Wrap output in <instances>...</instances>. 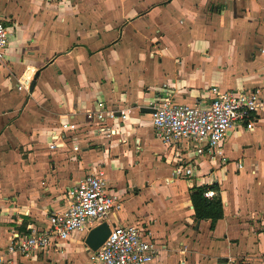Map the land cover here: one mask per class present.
Returning <instances> with one entry per match:
<instances>
[{
    "label": "crops",
    "instance_id": "crops-1",
    "mask_svg": "<svg viewBox=\"0 0 264 264\" xmlns=\"http://www.w3.org/2000/svg\"><path fill=\"white\" fill-rule=\"evenodd\" d=\"M0 21L12 28L0 61V264H89L79 233L29 257L5 247L12 230L47 228L66 189L98 170L122 197L108 223L148 232L149 264H264V113L251 131L228 130L225 163L197 157L183 177L173 175L180 148L158 141L141 112L164 88L189 105L207 103L212 86L256 89L264 105V0H0ZM25 72L33 87L18 90ZM93 109L114 112L113 136L86 132ZM66 117L80 125L75 159L47 147ZM213 184L223 217L210 230L193 219L189 190Z\"/></svg>",
    "mask_w": 264,
    "mask_h": 264
},
{
    "label": "built area",
    "instance_id": "built-area-1",
    "mask_svg": "<svg viewBox=\"0 0 264 264\" xmlns=\"http://www.w3.org/2000/svg\"><path fill=\"white\" fill-rule=\"evenodd\" d=\"M12 28L0 21V61L4 58ZM264 53V50H261ZM32 79L31 72H25L17 80V89L28 91ZM163 95L146 107L151 119L154 137L165 145L180 148L174 176L191 177L196 167L192 163L197 157L209 161L225 163L221 152L226 133L232 127L251 131L254 124L264 113V105L259 92L252 90L224 91L217 86L208 89L209 101L202 104H184L174 100V93L164 88ZM134 107L117 111L121 121H126ZM90 120L91 137L103 134L105 138L114 135L115 130L105 125V119L113 118V111L100 109L85 112ZM78 122L66 117L57 128L50 131L48 150L64 149L69 146L71 158L75 159L79 146ZM191 153L185 160V151ZM237 168H242L237 163ZM216 195L212 189L204 193L206 198ZM65 206L50 211L48 227L42 230L28 228L26 233L17 230L10 232L5 254L29 257L33 254L58 251V244L67 241L72 233H86L96 225L107 222L113 213L122 209V197L117 190L109 187L101 170L88 173L66 189ZM109 225V234L102 245L91 252L89 264H149L158 254V248L151 236L139 225ZM178 264H184L180 261Z\"/></svg>",
    "mask_w": 264,
    "mask_h": 264
},
{
    "label": "trees",
    "instance_id": "trees-1",
    "mask_svg": "<svg viewBox=\"0 0 264 264\" xmlns=\"http://www.w3.org/2000/svg\"><path fill=\"white\" fill-rule=\"evenodd\" d=\"M217 190L216 185L193 186L189 190L190 204L193 211V219L198 222L201 220L210 221V230H213L214 224L222 219V202L218 194L211 198H206L204 193L209 190ZM26 233L27 231H18Z\"/></svg>",
    "mask_w": 264,
    "mask_h": 264
},
{
    "label": "water",
    "instance_id": "water-1",
    "mask_svg": "<svg viewBox=\"0 0 264 264\" xmlns=\"http://www.w3.org/2000/svg\"><path fill=\"white\" fill-rule=\"evenodd\" d=\"M33 81L30 84V88L33 87ZM141 112L149 113L150 110L147 108H142ZM109 234V225L107 222H102L95 227L91 228L84 237V244L86 247L94 252L96 251L102 243L105 241Z\"/></svg>",
    "mask_w": 264,
    "mask_h": 264
},
{
    "label": "rangeland",
    "instance_id": "rangeland-1",
    "mask_svg": "<svg viewBox=\"0 0 264 264\" xmlns=\"http://www.w3.org/2000/svg\"><path fill=\"white\" fill-rule=\"evenodd\" d=\"M118 192V191H117Z\"/></svg>",
    "mask_w": 264,
    "mask_h": 264
}]
</instances>
